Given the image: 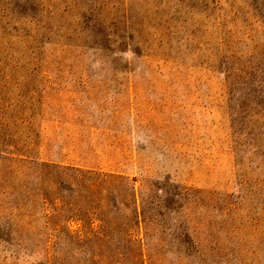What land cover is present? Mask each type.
Returning a JSON list of instances; mask_svg holds the SVG:
<instances>
[{
  "label": "rangeland",
  "instance_id": "1",
  "mask_svg": "<svg viewBox=\"0 0 264 264\" xmlns=\"http://www.w3.org/2000/svg\"><path fill=\"white\" fill-rule=\"evenodd\" d=\"M227 67L264 82V0H0V264H264Z\"/></svg>",
  "mask_w": 264,
  "mask_h": 264
},
{
  "label": "trees",
  "instance_id": "2",
  "mask_svg": "<svg viewBox=\"0 0 264 264\" xmlns=\"http://www.w3.org/2000/svg\"><path fill=\"white\" fill-rule=\"evenodd\" d=\"M219 70V69H218ZM225 76H226V83H227V94L228 95H232V97L234 96L232 93L233 91H236V87L233 88V86L237 83H242L243 87L240 90V94L244 95L246 97H250V93L252 91H256L257 89H260L264 92V82L262 80H259L257 82L256 86H252L250 85V83H248V81H246L247 79H249L247 77V75H244L243 73L238 74L236 69H231L229 67H227L224 71ZM255 77H258L259 74H255ZM230 97L228 100V114L230 115L231 118V128L233 130V136H236V144H238V148L243 149L242 153L243 155L242 158H244L243 156L246 154L248 155V153L246 152L248 150V148L250 146L253 145V142H251V129L249 127V120H252L254 118H259V119H264V93H262L260 99L258 100L259 102L252 101L251 99L247 102H240V105H234L233 104V98ZM255 103V104H254ZM254 105L255 108H252ZM241 152V151H240ZM241 154V153H240ZM240 159V165H242L243 167V160L241 159V157H239ZM249 167V166H248ZM63 169H67L69 170L70 168H64ZM245 169H247V165L245 167ZM71 170H75L74 168H71Z\"/></svg>",
  "mask_w": 264,
  "mask_h": 264
}]
</instances>
